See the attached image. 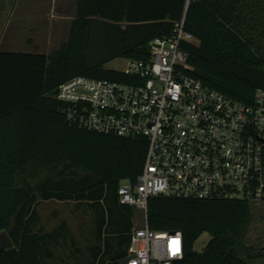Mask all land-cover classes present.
I'll return each mask as SVG.
<instances>
[{
	"label": "trees",
	"instance_id": "obj_1",
	"mask_svg": "<svg viewBox=\"0 0 264 264\" xmlns=\"http://www.w3.org/2000/svg\"><path fill=\"white\" fill-rule=\"evenodd\" d=\"M185 18L194 42L186 73L228 97L251 102L264 89V0H76L68 36L49 54L0 51V232L14 246L0 264H52L51 247L67 233L35 231L40 200L86 202L96 214L98 244L87 264H125L135 228L118 195L145 164L144 137L119 136L71 123L56 93L75 76L130 81L106 64L141 59L149 43ZM43 174V178L35 179ZM250 202L153 196L147 224L179 230L184 255L174 264H264L247 246ZM211 235L202 251L194 248Z\"/></svg>",
	"mask_w": 264,
	"mask_h": 264
},
{
	"label": "built area",
	"instance_id": "obj_2",
	"mask_svg": "<svg viewBox=\"0 0 264 264\" xmlns=\"http://www.w3.org/2000/svg\"><path fill=\"white\" fill-rule=\"evenodd\" d=\"M194 41L182 18L151 40L146 58L129 59L130 81L80 75L56 93L71 123L147 140L142 172L118 187L121 202L145 220L133 229L125 264H174L184 255L181 231L148 226L153 196L264 199V89L248 103L188 75L186 44Z\"/></svg>",
	"mask_w": 264,
	"mask_h": 264
},
{
	"label": "rangeland",
	"instance_id": "obj_3",
	"mask_svg": "<svg viewBox=\"0 0 264 264\" xmlns=\"http://www.w3.org/2000/svg\"><path fill=\"white\" fill-rule=\"evenodd\" d=\"M70 10L67 9V12ZM72 16L75 10L72 8ZM67 38L68 34L65 35ZM62 42L57 41V45ZM128 58H118L106 64L109 69L125 71ZM43 174L35 179L43 178ZM252 218L244 237L247 246L255 252H264V199L250 203ZM38 219L34 225L35 231L60 232L62 225L67 227V233L51 247L52 264H87L92 259V247L98 244L96 234V214L86 202L59 201L56 199L40 200L37 204ZM134 222L136 227L143 226V212L135 209ZM211 235L204 232L196 241L194 248L202 251Z\"/></svg>",
	"mask_w": 264,
	"mask_h": 264
},
{
	"label": "crops",
	"instance_id": "obj_4",
	"mask_svg": "<svg viewBox=\"0 0 264 264\" xmlns=\"http://www.w3.org/2000/svg\"><path fill=\"white\" fill-rule=\"evenodd\" d=\"M75 7L76 0H0V51L51 53L66 39Z\"/></svg>",
	"mask_w": 264,
	"mask_h": 264
},
{
	"label": "water",
	"instance_id": "obj_5",
	"mask_svg": "<svg viewBox=\"0 0 264 264\" xmlns=\"http://www.w3.org/2000/svg\"><path fill=\"white\" fill-rule=\"evenodd\" d=\"M14 246V243L9 235V233L4 230L0 232V251L5 249H10Z\"/></svg>",
	"mask_w": 264,
	"mask_h": 264
}]
</instances>
